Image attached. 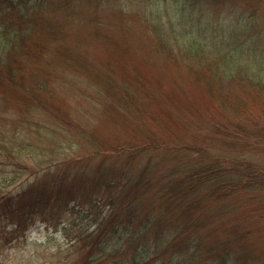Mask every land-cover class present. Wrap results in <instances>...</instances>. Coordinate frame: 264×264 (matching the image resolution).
Returning a JSON list of instances; mask_svg holds the SVG:
<instances>
[{
  "label": "trees",
  "instance_id": "1",
  "mask_svg": "<svg viewBox=\"0 0 264 264\" xmlns=\"http://www.w3.org/2000/svg\"><path fill=\"white\" fill-rule=\"evenodd\" d=\"M139 1L149 3L151 15L147 21L152 32L149 36L154 40L158 54L168 59L171 67L194 70L193 75L190 72L193 76L190 79L204 91L206 99L217 104L220 119L211 125H216L218 131L225 129L233 114L239 116L240 108L248 110V99L240 95L241 90L244 92L256 85L257 90L264 93V72L261 67H255L260 65L256 53L244 50L246 37H255L257 44L263 40L254 28L264 20V0H237L234 3L233 0H128L137 5ZM201 2L205 5L210 2L229 12V20L226 19L228 16L217 13L202 14L206 19L199 13L193 14L192 8L196 10ZM92 3L96 0H79L77 3L75 0H0V99L5 102V107L14 104L16 97L25 104H34L32 110L45 113L58 123L57 127L49 128L69 129L71 121L67 114L72 120L74 118L67 107L65 109V97H56L48 85L57 87L61 80L65 87L75 85L80 88L81 81L76 77L81 76V68L88 69L92 86H102L116 100L128 104L139 96L132 94L128 85L122 82L125 79L123 67L127 66L124 60L92 61L87 66L81 62L77 45L93 39L106 41L100 26L105 30L108 25L97 18V5L92 10ZM168 10H171L167 14L169 28H164L163 14ZM126 16V7L121 8L115 21L110 22V26L114 24L113 30L121 28L127 33ZM221 21L231 24L227 31L209 29ZM89 23L94 24L95 35L82 29ZM75 26L79 29H74ZM113 30L110 28V33ZM183 30L188 31L186 41L191 45L189 48L183 45L178 54L177 43ZM201 31L209 33L207 55L199 54L193 44L194 37ZM39 32L47 33L49 52L45 55L44 66L49 70L39 65L42 41L37 38ZM114 35L111 36L114 38ZM219 36H224L230 47L218 45ZM61 61L64 66H59ZM54 67L58 71L53 70ZM162 72L167 73L166 70ZM180 79L177 80L178 87ZM225 86H234L235 93H225ZM20 106V110L28 107ZM241 128L244 137L249 136V139L228 144L229 148L241 147L242 150H232L234 156L224 153L201 159L197 155L190 160L186 158L179 167L168 164L159 170L160 173L164 171L162 184L145 180L153 169V161L137 168L142 149L136 152L125 148L115 150L107 144L101 147L96 141L90 161H80L76 157L41 162L44 151L37 148L36 142L25 139L23 128L7 133L0 130V154L5 158L0 160V169L8 173L2 182L6 179L17 182L23 175L27 178L18 181L19 190L14 196H0V240L15 239L21 243L22 238L28 239L29 228L43 222L56 232L64 233L73 247L81 246L84 251L80 264H264V161L258 163L249 158L257 153L264 157V127L250 128L242 124ZM163 142L168 148L170 140ZM157 144L161 145L159 141ZM27 152L35 158L36 166L25 164ZM126 152L127 159L124 158ZM189 152L198 153L191 147L185 156ZM112 154L117 156H112L113 162L109 163ZM98 159L102 160L97 163ZM37 165L44 167L36 170ZM78 166L81 167L76 171ZM71 167L75 168L74 176L65 174ZM55 168L54 174L50 175L49 170ZM67 177L73 178L68 180ZM156 183L159 185L154 187ZM100 194L104 195L108 207L98 222L97 218L104 210L102 199H98ZM117 201L124 205L120 214L127 215L125 224L119 229L115 226L119 225L114 206ZM71 202L77 205L71 207ZM79 206L87 208L81 219L91 216L93 222H87L70 236L68 229L77 225H67L63 218L70 212L77 213L75 207ZM2 222L12 224L10 235H6L1 227ZM93 223H97L94 230L86 234ZM115 233H121V236ZM46 242H35L36 250L29 251L18 264L40 263L45 256L50 257L48 252L38 250L40 246L42 251H47L42 249ZM161 244L165 247L157 253ZM68 261L77 263L76 258L65 256L51 264H67Z\"/></svg>",
  "mask_w": 264,
  "mask_h": 264
},
{
  "label": "rangeland",
  "instance_id": "2",
  "mask_svg": "<svg viewBox=\"0 0 264 264\" xmlns=\"http://www.w3.org/2000/svg\"><path fill=\"white\" fill-rule=\"evenodd\" d=\"M77 1L79 0H75L76 3ZM234 2L238 1L233 0L232 3ZM96 5L98 12L97 18L103 24L108 25V27H104L105 30L102 25L100 26L101 33H104L103 36L106 41L93 39V41L90 40L84 44L81 43L77 45V48L81 51V62H84L85 66H87V64L92 61H94V63H101L104 61L124 60L123 63L127 66L123 67L125 79L122 82L128 85L132 94L137 93L139 96L131 101L130 98H127L130 101L128 104L124 100H116L114 96L107 94L102 86L100 88L92 86L87 75L88 69L85 68L82 70L81 68L80 77L82 78L76 77L81 81L80 88L75 85L65 87V84H62L61 80L57 82V87H50L48 85V88L53 91L56 97H65V109L67 107L74 118L72 120L70 115L67 114L71 121V127L69 129L61 128L58 130L49 128L50 126L57 127L58 125L51 116L45 113L40 114V112L37 113L32 110V105L34 104L30 102L25 104V102H21V100L14 97V104L10 103L11 105L7 104L5 107V102H1L0 99V130L7 133L10 132V130L14 132L15 128H23L25 139H31L33 142H36L38 144L37 148L44 151L42 159L39 158L42 160L41 162H45V160L59 162L64 159L76 157H78L77 159L80 161H90L89 159L92 157L90 153L93 152L96 141L101 147L107 144L110 145V149L115 150L118 148H125L136 152V150L142 149V152L140 151L138 154L139 160L136 162L137 168L144 163L150 164L153 161V164H151L153 169L146 176L145 180L148 182L152 180L162 184L164 171L162 173L159 171L162 167L168 164L171 166L177 165V167H179L180 163H185L186 158L190 160L197 155L201 156V159L206 155V157H209V155L212 156L215 154L217 156L223 155L224 153L234 156L232 150L242 149L239 146L236 148H229L227 147L228 144L231 145L234 142H242L245 139H249V136L244 137L245 133L241 128L242 124L250 128H254L256 125L259 126V128L264 127V93L263 91L260 92L257 90L258 86L256 85H253L254 87H248L244 92L242 90L240 91V95L248 99V110L243 111L242 108H240L241 113L239 116L233 114V118L226 122L227 125L225 129H227V131L224 128L218 131L216 125H211L213 122H217V120L220 119V115L216 111L217 104L212 100L206 99L204 91L199 90L197 84L193 83L194 80L192 81L190 79V77H193L194 70L190 68V72L192 73V75H190L191 73L188 67H171L172 63L164 56L158 54L155 42L149 36L152 35V32L149 29L150 25L147 21V18L151 15V11L148 10V2L139 1L137 5L128 2V0H96L95 4L92 3L91 9L94 10ZM163 5L162 3L161 7ZM125 7L127 9L126 24L130 28H126L127 33L121 28L113 30L112 25L114 24L111 25L112 27L110 26L111 20H114L120 9ZM227 9L230 8L227 7ZM192 10L193 14L199 13L202 19H206L204 16L206 15L205 13L209 15L217 13L218 16L230 15L229 12L220 10L217 8V5L210 2H207L206 5L201 2L196 7V10L195 8H192ZM169 11L171 10L165 11V14H163L162 20L165 23L164 28H169L167 24L170 18L167 17ZM229 17L230 16L226 19L229 20ZM230 25L228 21H221L219 24H215L214 27L211 25L212 27L210 26L209 29L214 30V28H217V30L225 32L229 29ZM93 26L94 24L89 23V25L87 24V26L85 28L82 27V29L87 33L95 35L96 32ZM194 27L199 29L197 25H194ZM110 28L113 30L111 33ZM74 29H79V26H75ZM119 29L122 30L120 33H118ZM254 29H256L255 32L260 33L259 36H261L263 40H260L259 44H257L255 37H246L244 50L247 53H256V60L260 65L257 64L255 67H261L264 72V20H261ZM37 30L38 29L35 28V31ZM34 33L35 32L32 33V37ZM113 33H115L114 38L111 36ZM208 34L209 33L201 31V33L197 34L193 39V44L197 47L199 54L207 55L208 50H210L208 49ZM182 36L179 37L177 43L178 54H180L181 49L184 48L183 45H187L186 48H189L191 45L186 41L188 36L187 30H183ZM37 38L40 40L42 39L40 45L41 60L39 65L49 70L48 67L44 66L45 55L49 52V42H46L47 33L39 32ZM220 38V40H217L219 41L218 45H223L224 47L229 45V42H227L224 36ZM233 39H235V37H233ZM236 45L238 44L236 43ZM77 48H75L76 52L78 51ZM192 61L194 62L196 60L192 59ZM60 63L59 66H64L63 61ZM135 67L139 69L136 70ZM57 69L54 67L53 70L58 71ZM162 70H166L167 73H163ZM179 77H181L179 81L180 87L177 86ZM255 80H253L252 83ZM96 81L98 82V78H96ZM180 89L183 91L180 92ZM225 89V93H235L236 91L234 86H225ZM237 89L239 88L237 87ZM20 104V107L25 108L28 106L27 109L22 108L20 110ZM12 121L16 122L11 125ZM73 122H75V124ZM25 123H27L28 126H25ZM9 125L12 127H9ZM165 140H170L168 148L164 145L163 141ZM157 141H159L161 145H158ZM191 147H194V150L198 153L189 152L188 155L185 156V152ZM114 155L117 156V154H112L109 158V163L113 162L111 158ZM32 157L33 155L29 152L25 156L27 163H25V160L24 163L28 164V166H36L35 158ZM2 158L5 159L1 155L0 160ZM124 158H128L127 152ZM249 158L258 163L264 161V157L261 155L258 156V153L249 156ZM101 160L102 159H98L97 163ZM164 161L166 164H164ZM117 162L120 163V160ZM49 165L53 167L54 163H50ZM116 166H118V164H116ZM40 167L44 166L37 165L36 170H41ZM80 167L81 166L76 167V171H78ZM56 169L57 168L52 171L49 170V172H51L50 175H53ZM74 169L73 167L69 168L68 172L66 170L65 174L70 173L74 176ZM126 170L130 172V168L126 167ZM6 172L5 169H0V196L4 194H11L14 196V193L19 190L18 181L27 178L23 175L22 179H19L17 182L12 179H6L5 182H2V180L8 176ZM67 178L70 180L73 177ZM30 179L32 178H29V180ZM90 184L92 185V183ZM158 185L159 184L156 183L154 187ZM46 192L47 194L49 193L48 191ZM115 192L117 193V191ZM146 194L149 195V193ZM100 195L98 199H102L101 205L104 206V210H102L101 214L98 216V222L105 216L108 207V203H104V195ZM125 202L128 204L127 199ZM74 204L71 202V207ZM115 204V210L118 214L117 222L119 224L115 226L119 229L120 226L125 224L124 222L127 215L120 214L121 208L124 206L122 201H117ZM75 205H77V203ZM75 208V210H78L77 213L70 212V214L65 215L63 218L65 224L77 225L68 229L71 234L70 236H73L74 233L87 222H93L91 216L83 220L81 219L87 208H81V206ZM198 212L199 210L196 211V213ZM189 216L196 219L191 214ZM191 221L195 222L194 220ZM96 225L97 223H93L86 234L94 230L93 228H95ZM1 227L7 232L6 235H10L9 231L12 224L2 222ZM26 234L28 239L22 238L21 243H18L15 239H9L8 241H6V239L0 240V264L1 262L3 264H18L23 260V257L28 256L29 251L36 250L35 242H46L49 239V242H46V245L42 248L47 251H42L40 246H38V250L41 252H48L50 257L45 256L41 259L40 263L37 261L35 264H51L57 259L64 258L65 256L66 258L73 257L77 259V263L72 264H80L79 260L84 250H82L81 246L73 247L71 243H68L69 241L64 233L56 232L53 227H47L46 223L38 222V224L29 228ZM115 234L121 236V233ZM164 247V244H161V249H157L156 252L163 251ZM58 249H62V251H57ZM67 264H70V261H68Z\"/></svg>",
  "mask_w": 264,
  "mask_h": 264
}]
</instances>
